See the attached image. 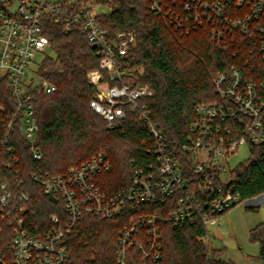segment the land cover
<instances>
[{
    "label": "built area",
    "instance_id": "built-area-1",
    "mask_svg": "<svg viewBox=\"0 0 264 264\" xmlns=\"http://www.w3.org/2000/svg\"><path fill=\"white\" fill-rule=\"evenodd\" d=\"M98 7L96 0H0V79L6 80L13 105L12 112L0 121V146L10 142L16 129L33 146L39 131L34 92L41 86L46 96L57 92L55 85L40 79L36 62L50 49L46 28L54 21L79 29L97 49L99 68L88 73L89 84L95 87L90 102L93 111L108 128L125 120L129 111L137 113L148 125V147L155 159L146 168H135L130 185L114 193L106 192L100 184L101 177L112 172L103 153L64 174L32 173L31 179L64 210L63 218L51 216V227L37 236L29 227L30 192L21 188L19 177L1 178L0 237L6 223L10 239L9 250L0 251V264H64L68 239L85 217L111 220L130 206L165 202L170 209L167 216L138 211L129 220L119 232L117 252L118 264H129L132 251L140 252L146 264H160L165 222L175 228L202 225L206 236L200 241L205 243L208 225L216 224L224 213L241 204L264 203V195L241 200L229 164L241 146L264 143V81L245 78L237 68L219 74L215 87L223 102L199 104L186 141L170 139L152 122L147 100L154 90L140 83L126 62L136 44L135 33L107 35L97 18ZM150 10L169 17L182 34L210 23L212 38L222 49L229 46L228 39L234 34L245 36L251 53L260 54L264 61V26L260 22L264 0H150ZM239 12L242 16H237ZM32 154L42 159L34 147Z\"/></svg>",
    "mask_w": 264,
    "mask_h": 264
},
{
    "label": "trees",
    "instance_id": "trees-1",
    "mask_svg": "<svg viewBox=\"0 0 264 264\" xmlns=\"http://www.w3.org/2000/svg\"><path fill=\"white\" fill-rule=\"evenodd\" d=\"M96 3L109 8V12L99 11L97 16L107 35L135 33L136 44L126 62L130 63L134 77L154 90V96L147 100L152 122L170 139L186 141L199 104L223 102L215 87L219 74L237 68L245 78L264 81L262 56L251 53L245 36L234 34L228 39L229 46L222 49L212 38L210 23L182 34L169 17L157 16L150 10V0H96ZM260 22L264 26V13ZM46 34L50 49L37 63V74L44 82L55 85L57 92L46 96L42 86L34 92L39 131L33 146L18 129L12 131L5 147L0 146V179L19 177L23 182L21 188L31 194L28 217L34 236L51 227V216L63 218L64 210L31 179L32 173L64 174L103 153L112 172L102 176L100 184L106 192L114 193L130 185L135 168H146L155 159L148 147V125L137 113L129 111L125 120L108 128L91 108L95 87L89 84L88 73L99 68L100 57L87 37L77 28L54 21L48 22ZM12 110L6 80L0 79V121ZM32 147L41 152L42 159L34 158ZM249 149L250 159L231 171L232 183L242 201L264 195V143L250 145ZM165 205L164 202L130 206L122 216L111 220L85 217L68 239V258L64 264H118L119 232L138 211L167 216L170 209ZM2 226L0 251H6L10 228L6 223ZM162 233L164 251L160 264H219L200 241L206 236L202 225L175 228L165 222ZM251 241L259 243V259L264 264V224L251 231ZM128 263L146 264V260L140 252L132 251Z\"/></svg>",
    "mask_w": 264,
    "mask_h": 264
},
{
    "label": "rangeland",
    "instance_id": "rangeland-1",
    "mask_svg": "<svg viewBox=\"0 0 264 264\" xmlns=\"http://www.w3.org/2000/svg\"><path fill=\"white\" fill-rule=\"evenodd\" d=\"M96 10L98 13L109 12L108 7H98ZM41 60L42 57H38L36 62ZM38 81L36 78V82ZM250 157L249 146H241L229 160L231 171ZM256 203L238 205L220 216L216 224L208 225V238H205L204 244L218 261L225 264H262L259 259L260 245L251 241V231L264 224V203ZM247 206L257 208L250 210Z\"/></svg>",
    "mask_w": 264,
    "mask_h": 264
}]
</instances>
